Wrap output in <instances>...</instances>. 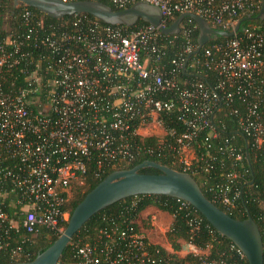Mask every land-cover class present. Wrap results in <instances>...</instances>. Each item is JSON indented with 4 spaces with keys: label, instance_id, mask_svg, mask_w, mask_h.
<instances>
[{
    "label": "built area",
    "instance_id": "2783aa9c",
    "mask_svg": "<svg viewBox=\"0 0 264 264\" xmlns=\"http://www.w3.org/2000/svg\"><path fill=\"white\" fill-rule=\"evenodd\" d=\"M108 1L118 9L138 2L156 6L163 27L172 26L182 14H196L227 32H234L244 18L259 14L264 4L263 0ZM23 21V32L10 26L0 30V249L8 246L5 242L18 226L27 234L41 227L62 233L61 223L70 217V209L64 207L78 186L89 177L99 179L111 168H122L141 154H158L157 147L144 144L145 138L161 140L176 134L165 130L163 117L177 115L182 124L178 136L182 153L204 145L202 161L210 162L215 160L210 152L213 142L220 139L214 116L224 103L240 130L264 150L262 27L234 32L227 42L208 47L203 62L191 63L219 76L217 89L225 94L223 99L217 89L181 81L176 74L186 63L188 67L185 55L198 49L183 21L180 28L188 44L173 60L170 76L158 66L150 67L159 60L162 32L149 24L127 30L93 22L85 28L77 19L73 28L59 30L47 27L30 11L23 13ZM216 151L241 158L230 137L223 138ZM227 177L228 184L216 197L233 207L239 195L233 184L239 176ZM11 207H19V221L8 211ZM191 224L194 229L200 226L195 220ZM100 234L104 246L80 247V264H172L159 257L160 244L144 231L114 228ZM23 244L10 250L14 260L27 254ZM201 253H196L201 256L199 264H241ZM237 254L245 258L238 248Z\"/></svg>",
    "mask_w": 264,
    "mask_h": 264
},
{
    "label": "trees",
    "instance_id": "16d2710c",
    "mask_svg": "<svg viewBox=\"0 0 264 264\" xmlns=\"http://www.w3.org/2000/svg\"><path fill=\"white\" fill-rule=\"evenodd\" d=\"M102 2L116 8L110 1ZM264 2V0H263ZM118 9V8H117ZM30 11L36 18H42L47 27L55 26L59 30H68L73 28L77 19H82L81 27H87L93 22L106 25L91 16L64 17L62 19L51 18L35 8L27 7L21 4L14 7L12 0H0V30L2 29L5 18L8 17L9 26L18 29L19 32L24 30L23 13ZM259 14H255V20L244 22L239 30L242 34L243 29L252 25L260 26L264 29V21L257 19ZM178 19V18H176ZM183 26L191 29L190 38L193 45L198 47L199 28L192 18H185ZM148 25L144 21H140L136 26L125 29L133 30L138 27ZM170 25V24H169ZM218 30V28H216ZM228 37H216L209 44L204 46L198 54H186L189 57L187 70H177L176 74L181 81L203 82L210 88L217 89L219 76L208 71L203 66L198 68L192 67L191 63L195 60L203 62V55L208 47L214 44H221L228 41ZM160 56L158 62L150 63V67L158 66L160 70L167 76H170L175 66L173 60L183 52L188 42L183 32L178 35H163L160 39ZM220 97L224 99L225 94L217 89ZM235 106H240L239 102ZM165 130L169 133L175 130L176 134L171 136L167 134L160 140L155 137L145 138V145H153L158 148V154L148 155L141 154L130 163L123 164L122 168H111L102 178L89 177L86 184L78 186L73 191V197L64 207L71 209L70 215L80 202L97 187L111 173L118 170L132 169L146 160H152L159 164L168 166L177 171L191 174L199 183L206 197L214 202L220 209L225 211L231 217L239 220H245L249 216L259 225L263 242H264V150L258 149L251 137L243 133L237 119L230 114L229 108L223 103L214 116V123L219 129L220 139L213 142L210 152L215 160L202 161V157L206 155L204 145L195 146L194 152L196 159L192 165H186L182 160V150L178 143V136L183 132L182 124L177 120V115L171 117H163ZM225 137H230L233 143L239 149L241 158L229 156L227 153L217 152L216 147ZM147 174H161L157 169L145 168L140 171ZM237 173L238 178L234 180L233 188L239 192L233 207L224 206L216 197L220 188L228 184V174ZM9 201H6L8 203ZM149 207H156L158 210L167 212L173 216V223L170 230L166 234V242L170 245L172 252L165 247L156 246L159 249V257L168 259L172 264H199L200 255L196 253L180 256L183 250V244H189L195 249L207 251L208 256L212 259H228L239 260L241 264H248L246 258H241L237 254L236 246L226 237L219 234L216 229L205 219V217L189 203L163 195H139L130 197L117 202L101 212L94 215L84 227L74 236L70 244L63 252L60 264H80L77 256L78 249L84 245H98L103 247L106 240L101 236V230L118 229L127 231L132 229L135 233H140L142 229H151L148 224L142 226L140 224L142 213ZM8 211L15 215L16 220H20L18 215L19 207H11ZM198 221L200 226L194 229L195 224L192 221ZM63 230L67 227L68 220L62 223ZM13 232V237L8 240V246L0 249V264H14L18 262L33 261L40 253L48 249L61 235V233L51 231L45 227L39 228L38 232L27 234L20 226ZM25 241L24 251L26 255L13 259L10 250L22 244ZM155 248V247H151Z\"/></svg>",
    "mask_w": 264,
    "mask_h": 264
},
{
    "label": "water",
    "instance_id": "95a60500",
    "mask_svg": "<svg viewBox=\"0 0 264 264\" xmlns=\"http://www.w3.org/2000/svg\"><path fill=\"white\" fill-rule=\"evenodd\" d=\"M14 7L21 4L56 19L64 17L91 16L110 26L134 27L141 20L158 28L164 35H178L181 22L192 18L198 28V54L214 38L232 37L244 22L253 20L249 16L241 20L234 32L213 28L204 18L196 14H182L170 27H163L162 14L158 7L138 2L126 9H117L96 0H12ZM264 21V4L256 17ZM187 63L185 64V69ZM184 69V70H185ZM145 168L157 169L161 174H147L140 171ZM139 195H163L185 201L196 208L222 236L228 238L245 256L248 264H264V242L257 222L249 216L245 220L231 217L209 200L197 180L189 173L177 171L152 160L127 170L111 173L73 210L67 227L58 239L33 261L14 264H60L63 252L74 236L97 213L124 199Z\"/></svg>",
    "mask_w": 264,
    "mask_h": 264
},
{
    "label": "rangeland",
    "instance_id": "374dc122",
    "mask_svg": "<svg viewBox=\"0 0 264 264\" xmlns=\"http://www.w3.org/2000/svg\"><path fill=\"white\" fill-rule=\"evenodd\" d=\"M9 21H8V17L5 18V23L3 25V27L8 28L9 27ZM155 129H152V133H157L159 136H162L163 133L162 131H157L155 132ZM194 150H188L182 153V160L188 162L189 165H192L194 160H195V154H194ZM73 197V196H72ZM70 209V208H69ZM71 212V209L69 210V213ZM70 217H68L69 220ZM162 229H150L147 232H145V234L147 235V237L154 243L160 244L164 247L167 248V250L172 251V249L170 248V246L166 243V227L162 226ZM196 252V249H193L192 246H190L189 244H183V250L180 252V256L184 257L187 254ZM201 254H208L207 251H201Z\"/></svg>",
    "mask_w": 264,
    "mask_h": 264
},
{
    "label": "crops",
    "instance_id": "0c3cea01",
    "mask_svg": "<svg viewBox=\"0 0 264 264\" xmlns=\"http://www.w3.org/2000/svg\"><path fill=\"white\" fill-rule=\"evenodd\" d=\"M172 223H173V216L170 215L167 212H163V211L158 210L156 207H149L148 209H146L142 213V215H141V221H140V224L142 226H144L145 224H148L151 227V230L152 229L153 230L154 229H162L163 228L162 226H165L167 232L170 230ZM142 230L144 232H147L150 229H145L144 228ZM193 249H195V248L193 247ZM194 253H201V250L196 249V252H194Z\"/></svg>",
    "mask_w": 264,
    "mask_h": 264
}]
</instances>
